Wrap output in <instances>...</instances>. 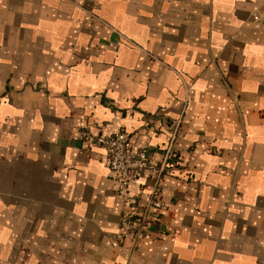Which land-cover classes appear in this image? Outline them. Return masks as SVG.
<instances>
[{
  "label": "crops",
  "instance_id": "crops-1",
  "mask_svg": "<svg viewBox=\"0 0 264 264\" xmlns=\"http://www.w3.org/2000/svg\"><path fill=\"white\" fill-rule=\"evenodd\" d=\"M83 129L175 133L135 251ZM0 264H264V0H0Z\"/></svg>",
  "mask_w": 264,
  "mask_h": 264
},
{
  "label": "built area",
  "instance_id": "built-area-1",
  "mask_svg": "<svg viewBox=\"0 0 264 264\" xmlns=\"http://www.w3.org/2000/svg\"><path fill=\"white\" fill-rule=\"evenodd\" d=\"M77 138L87 148L104 150L109 171L115 180V193L121 203L119 237L121 242L128 243V250H137L150 223L165 208L161 199V181L165 176L174 175L177 168L173 152L175 133L171 135V142L161 150L158 161L153 160L155 149L149 143L132 148L130 136L125 131L104 135L83 129ZM143 178L150 181V186L146 197L141 199L131 190Z\"/></svg>",
  "mask_w": 264,
  "mask_h": 264
}]
</instances>
